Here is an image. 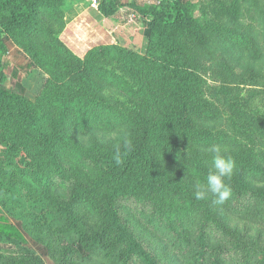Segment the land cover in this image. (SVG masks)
Returning <instances> with one entry per match:
<instances>
[{"label": "trees", "instance_id": "trees-1", "mask_svg": "<svg viewBox=\"0 0 264 264\" xmlns=\"http://www.w3.org/2000/svg\"><path fill=\"white\" fill-rule=\"evenodd\" d=\"M49 1L0 0V193L21 204L13 178L31 182L27 198L50 229L48 253L62 252L59 264H96L95 256L100 264H264V111L252 108L264 95V10L244 29L231 13L223 23L197 19L181 0H99L107 17L126 7L150 18V51L112 44L82 59L52 41L59 59L32 103L2 86L3 34L33 32ZM199 70L221 78L212 94ZM214 144L236 164L222 205L194 196ZM57 227L60 249L52 246ZM0 232L16 245L32 236L22 223L0 222ZM2 259L45 264L35 252Z\"/></svg>", "mask_w": 264, "mask_h": 264}, {"label": "rangeland", "instance_id": "rangeland-1", "mask_svg": "<svg viewBox=\"0 0 264 264\" xmlns=\"http://www.w3.org/2000/svg\"><path fill=\"white\" fill-rule=\"evenodd\" d=\"M108 1L118 6L134 1L146 5H158L160 2V0ZM181 1L188 5L193 16L197 19L203 20L212 17L215 22L223 23L226 15L231 13L234 17L239 16L245 22L242 25L244 29L258 26V10H264V0H250V4L246 2L247 0ZM97 9L94 6V0H50L47 7H44L41 12L39 27L37 26L33 32L15 33L14 35L4 33L3 38L8 51L4 57L3 69L6 80L2 86L7 90L26 96L32 103L36 102L43 92L45 82L50 77L48 65L51 58L54 56V60L59 59L58 54L50 48L53 42L56 46H61L64 50H68L82 59L92 49L112 44L127 47L140 54H146L150 51L151 44L148 38L150 36V18L135 19L126 7H122L120 11L125 13L126 21L120 15H116L115 21L106 27L105 22L96 18ZM112 30L114 31L111 32ZM43 31L52 32V36L47 33L44 34ZM42 35L45 36L41 37ZM92 35L95 36L93 41H91ZM183 47L187 51H193L194 48L189 43L184 44ZM35 57L39 58V62L35 60ZM198 74L205 85V89L211 88L209 91L221 82V78L214 70H199ZM213 92L211 91L209 94ZM238 93L241 94L244 91ZM263 96H258L252 101L253 109L264 111ZM1 150L2 146L0 145V152ZM0 178L2 179L1 175ZM30 183L23 178H13L11 184L14 186V192L16 193L18 188H22L23 191L21 204L9 197L10 192L0 193V222L25 224L27 232L32 235L30 239L25 238L20 245H16L9 242L8 238L0 232V264H6L2 257H20L32 252L38 254L45 264H59L58 259L63 257L62 252L59 251L57 259V257L50 255L46 249L45 241H52L51 237L46 238V231L50 229L42 228L40 220L32 216L33 213H38L39 205L34 206L28 202L27 196L31 197L32 195ZM51 236L55 237L52 242L55 249L64 246L59 227ZM97 255L100 257L101 251ZM92 260L96 264H100L101 259L95 256ZM79 262H81L80 264H92L91 259L84 261L81 259Z\"/></svg>", "mask_w": 264, "mask_h": 264}, {"label": "clouds", "instance_id": "clouds-1", "mask_svg": "<svg viewBox=\"0 0 264 264\" xmlns=\"http://www.w3.org/2000/svg\"><path fill=\"white\" fill-rule=\"evenodd\" d=\"M124 147L130 149L131 141L125 140ZM205 151L211 154V166L206 178V183L197 182L194 186V196L197 200H204L209 196L215 197L214 202L222 205L227 202L233 194L228 181L236 168L235 160L227 154V148L220 145H210ZM116 164L122 163L119 149L114 154Z\"/></svg>", "mask_w": 264, "mask_h": 264}, {"label": "crops", "instance_id": "crops-1", "mask_svg": "<svg viewBox=\"0 0 264 264\" xmlns=\"http://www.w3.org/2000/svg\"><path fill=\"white\" fill-rule=\"evenodd\" d=\"M98 10V12H96V18L97 19H99L101 22H105L106 23V27H109V24L111 23V22H114L115 21V17H107V16H105V15H103L101 12H100V10L99 9H97ZM120 16L123 18V20L124 21H126V19L124 18V16H125V13L124 12H121V14H120ZM135 19H137V18H135ZM122 20V21H123ZM114 30H112L111 32H113ZM88 38V37H87ZM94 38H95V36H91V41H93L94 40Z\"/></svg>", "mask_w": 264, "mask_h": 264}, {"label": "built area", "instance_id": "built-area-1", "mask_svg": "<svg viewBox=\"0 0 264 264\" xmlns=\"http://www.w3.org/2000/svg\"><path fill=\"white\" fill-rule=\"evenodd\" d=\"M94 6H96V8H98V0H94ZM132 16L134 17L133 14H132Z\"/></svg>", "mask_w": 264, "mask_h": 264}]
</instances>
